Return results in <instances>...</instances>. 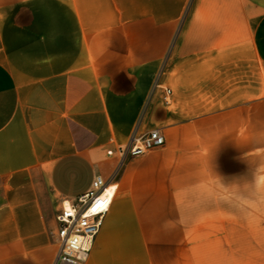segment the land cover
Returning <instances> with one entry per match:
<instances>
[{
	"label": "crops",
	"instance_id": "0c3cea01",
	"mask_svg": "<svg viewBox=\"0 0 264 264\" xmlns=\"http://www.w3.org/2000/svg\"><path fill=\"white\" fill-rule=\"evenodd\" d=\"M96 176L86 264H264V0H0V264H54Z\"/></svg>",
	"mask_w": 264,
	"mask_h": 264
},
{
	"label": "built area",
	"instance_id": "2783aa9c",
	"mask_svg": "<svg viewBox=\"0 0 264 264\" xmlns=\"http://www.w3.org/2000/svg\"><path fill=\"white\" fill-rule=\"evenodd\" d=\"M171 91L167 90L164 102H168ZM122 149L123 157H140L149 151L160 149L166 143L160 130L150 131L142 136L133 135ZM90 191L77 200L62 201L56 215V229L51 236L58 246L54 264H86L93 242L100 232L114 195L108 190L112 184L100 176L94 177Z\"/></svg>",
	"mask_w": 264,
	"mask_h": 264
},
{
	"label": "bare ground",
	"instance_id": "6f19581e",
	"mask_svg": "<svg viewBox=\"0 0 264 264\" xmlns=\"http://www.w3.org/2000/svg\"><path fill=\"white\" fill-rule=\"evenodd\" d=\"M112 189H113V190H112ZM111 190H112V191H111ZM115 192H116V186H115V185H111L110 189L108 190V193L114 195ZM114 197H115V195H114Z\"/></svg>",
	"mask_w": 264,
	"mask_h": 264
},
{
	"label": "rangeland",
	"instance_id": "374dc122",
	"mask_svg": "<svg viewBox=\"0 0 264 264\" xmlns=\"http://www.w3.org/2000/svg\"><path fill=\"white\" fill-rule=\"evenodd\" d=\"M258 145H256V148H258L257 147ZM150 152V151H149ZM148 153V152H147ZM258 162V161H257ZM262 167V165H259L258 163H257V167ZM259 181L261 182V183H264V177H259ZM263 196H264V194H263ZM60 206H61V204H60ZM60 208V207H59Z\"/></svg>",
	"mask_w": 264,
	"mask_h": 264
}]
</instances>
